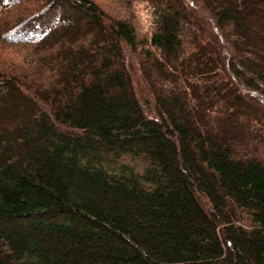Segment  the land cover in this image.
Instances as JSON below:
<instances>
[{"label":"trees","instance_id":"1","mask_svg":"<svg viewBox=\"0 0 264 264\" xmlns=\"http://www.w3.org/2000/svg\"><path fill=\"white\" fill-rule=\"evenodd\" d=\"M148 2L0 0V264H264V126L178 62L264 107V0Z\"/></svg>","mask_w":264,"mask_h":264},{"label":"rangeland","instance_id":"2","mask_svg":"<svg viewBox=\"0 0 264 264\" xmlns=\"http://www.w3.org/2000/svg\"><path fill=\"white\" fill-rule=\"evenodd\" d=\"M134 19L139 30L144 31L136 17ZM195 28L196 25L193 22H186L181 26L180 35L183 39L185 51L178 60L180 66L189 72L205 76L207 87L204 96L207 100L213 101L215 108L227 107L248 111L252 116L260 119L264 126V107L242 97L240 87L234 82H230L225 87L219 85L218 77L220 73L211 70L203 59L202 52L207 46L201 45L196 48L197 40L204 42L206 39L199 33L198 28L196 30ZM239 96L241 98H238Z\"/></svg>","mask_w":264,"mask_h":264},{"label":"clouds","instance_id":"3","mask_svg":"<svg viewBox=\"0 0 264 264\" xmlns=\"http://www.w3.org/2000/svg\"><path fill=\"white\" fill-rule=\"evenodd\" d=\"M134 16L138 20L141 28L147 32L154 26V9L148 0H134Z\"/></svg>","mask_w":264,"mask_h":264}]
</instances>
